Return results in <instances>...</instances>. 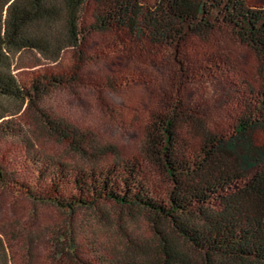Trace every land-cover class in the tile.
I'll use <instances>...</instances> for the list:
<instances>
[{
	"label": "trees",
	"instance_id": "trees-1",
	"mask_svg": "<svg viewBox=\"0 0 264 264\" xmlns=\"http://www.w3.org/2000/svg\"><path fill=\"white\" fill-rule=\"evenodd\" d=\"M234 44L255 54V72L239 68ZM23 51L52 68L22 79ZM120 53L154 74L137 152L43 106L56 90L117 93L143 76L91 72ZM203 72L225 82L222 108L190 88ZM19 113L80 162L33 153L32 182L0 164L1 186L63 213L49 264H264V0H0V140L27 138ZM83 212L103 225L91 237ZM0 264H16L2 236Z\"/></svg>",
	"mask_w": 264,
	"mask_h": 264
},
{
	"label": "rangeland",
	"instance_id": "rangeland-1",
	"mask_svg": "<svg viewBox=\"0 0 264 264\" xmlns=\"http://www.w3.org/2000/svg\"><path fill=\"white\" fill-rule=\"evenodd\" d=\"M145 1L154 5L159 0ZM222 42L220 44L226 46ZM228 49L237 58L243 73L255 72L258 62L254 53L239 44L230 45ZM16 58V73L24 80L52 68V63L35 51L20 52ZM139 60L120 53L94 65L91 72L96 75H115L118 78L131 72L143 75H137L135 80H123L117 93L97 90L88 82L75 91H54L45 98L43 106L77 126L95 132L105 143L114 144L125 152H137L151 107V82L146 79L154 75L148 71L142 72L144 67L140 66L142 62ZM189 86L207 107H213V110L222 108L225 91L223 80L203 72L192 78ZM15 122L20 124L27 138L24 141L16 138L0 140V164L15 172L18 179L33 181L35 169L29 163L33 153L45 158H57L68 164L80 163L58 142L39 134L31 121L21 113L15 116ZM63 218V213L55 207L45 204L33 206L25 194L0 185V236L4 238L11 259L16 264H49L47 235ZM136 223L137 231L144 235L146 225L142 217H138ZM77 225L88 237H91L92 230L103 227L91 212L81 213Z\"/></svg>",
	"mask_w": 264,
	"mask_h": 264
}]
</instances>
